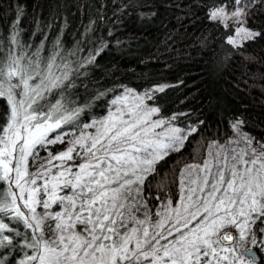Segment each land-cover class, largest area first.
<instances>
[{
    "label": "snow or ice",
    "instance_id": "6c2138e0",
    "mask_svg": "<svg viewBox=\"0 0 264 264\" xmlns=\"http://www.w3.org/2000/svg\"><path fill=\"white\" fill-rule=\"evenodd\" d=\"M257 6L264 8V0H214L207 16L231 29L227 44L243 47L264 36L248 26ZM19 18L18 10L6 50L0 42V100L7 106L0 123V183L6 185L0 190V264H260L253 248L264 252V142L243 132L240 119L232 124L236 138L230 143L243 147L230 149V157L209 152L202 165H189L178 178L176 207L166 199L153 211L145 180L196 129L175 126L176 115L151 120L159 113L145 103L153 90L140 95L122 86L110 101L118 106L115 112L73 124L95 128V134L72 132L69 147L29 171V159L33 165L40 159L38 147L65 143L70 133L57 129L114 89L97 90L78 104L67 95L76 87L73 75L94 64L107 44L101 41L95 54L74 67L67 59L57 63L59 38L44 56L47 35L33 49L20 38ZM53 90L56 96L49 99ZM130 99L135 103L129 106ZM74 152L80 163L69 164Z\"/></svg>",
    "mask_w": 264,
    "mask_h": 264
},
{
    "label": "trees",
    "instance_id": "16d2710c",
    "mask_svg": "<svg viewBox=\"0 0 264 264\" xmlns=\"http://www.w3.org/2000/svg\"><path fill=\"white\" fill-rule=\"evenodd\" d=\"M213 2L0 0V42L5 50L18 10L17 26L24 43L34 49L47 35L43 53L47 56L53 41L59 38L63 51L57 63L67 59L74 67L76 61L95 54L101 41L107 44L94 64L73 75L76 87L67 95L84 104L97 90L114 91L92 103L74 124L102 117L113 106L110 101L127 87L140 95L153 90V99L145 103L159 108L156 115L164 119L176 115L172 122L175 126L196 129L183 147L161 160L156 172L145 180V196L153 211L161 201L178 198V178L183 169L207 157L211 143L224 141L237 119L243 121L242 131L264 142V36L243 42V47L227 44L225 37L231 29L225 30L207 16ZM122 5L126 6L123 10ZM90 21H95L93 30L85 35ZM248 26L264 33V8L253 10ZM157 87L164 90L154 91ZM57 91L48 98H54ZM6 111V104L0 100V123ZM71 125L65 124L57 132ZM73 162L78 164L80 160L76 157ZM162 181L163 185L157 187ZM5 189L6 185L0 183V190ZM258 251L260 264H264V252Z\"/></svg>",
    "mask_w": 264,
    "mask_h": 264
},
{
    "label": "rangeland",
    "instance_id": "374dc122",
    "mask_svg": "<svg viewBox=\"0 0 264 264\" xmlns=\"http://www.w3.org/2000/svg\"><path fill=\"white\" fill-rule=\"evenodd\" d=\"M130 102H133V100H129L128 101V105L130 106ZM41 103L43 104L44 102L41 101ZM149 105V104H148ZM150 106V105H149ZM116 107L118 106H112V107H109L106 111V113L102 116V117H99V118H96L95 120L99 121L103 118H105L108 114H109V111H113L115 112L116 111ZM128 117L125 116V119H127ZM152 118L156 119V120H159L163 117H160L158 115H153ZM74 123H72V125L69 127H66V129H62V131L60 132H65V131H68L70 134L65 136L64 137V140H65V143L63 144H55L53 148H51V145H48L46 149H40L38 147V151L39 153L40 152H43L42 155L40 156V159H38L35 163V165H33L32 163V160L31 158L29 159V162H28V167H29V171L30 172H35L37 170V168L40 167L41 164H44L46 162L45 158L48 156L49 153H51L52 155H56L58 152H62L64 151L67 147H69V144H68V141L71 140L73 137L71 135L72 132H75V135L78 136L80 134V131L83 130L86 132V129H81L79 127H74L73 126ZM76 125H80L79 123H75ZM168 125H165V128L167 127ZM156 131H163V129H156ZM96 132V129L95 128H89L87 129V133H90V134H95ZM244 132V131H243ZM56 133H51L50 134V138L51 136H54ZM236 138L235 136V132L234 130L232 131V133L224 140V141H217V140H214L212 143H211V149H210V152L215 154L216 152L218 151H221L222 150V154H229V157L231 155L230 153V149H233L235 148L237 151H239V148L240 147H243V145L241 144L239 147L236 145V144H233V143H230V141L232 139ZM254 147H257L256 144L253 145ZM76 153L74 152L73 153V158H76ZM206 159H211V157L209 155H207V157H205L202 161L198 162V163H192V164H188L186 165V167L183 169V171L189 166V165H202L203 162L206 160ZM54 164H59V161H54L53 162ZM72 163V161H70V164ZM75 163V162H73ZM232 164V161H231V158H229V166H231ZM53 171H56L55 168H53ZM198 170H195L193 171V175L196 174ZM216 169L213 168V173H215ZM200 175L202 176L203 173H200ZM39 183V182H38ZM180 198V195L178 196L177 199H175L174 201H172V204H173V207H176L177 206V201L179 200ZM55 210V209H53ZM37 211L39 212L40 209L38 208Z\"/></svg>",
    "mask_w": 264,
    "mask_h": 264
},
{
    "label": "water",
    "instance_id": "95a60500",
    "mask_svg": "<svg viewBox=\"0 0 264 264\" xmlns=\"http://www.w3.org/2000/svg\"><path fill=\"white\" fill-rule=\"evenodd\" d=\"M225 231H233V229H225ZM253 251L254 252H256V255L259 257V259L261 260V255H260V253H259V251H258V249L257 248H253Z\"/></svg>",
    "mask_w": 264,
    "mask_h": 264
}]
</instances>
